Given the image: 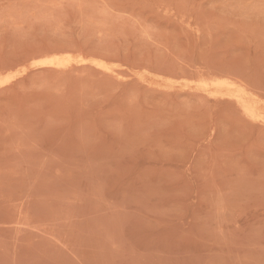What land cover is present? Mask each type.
<instances>
[{
  "label": "rangeland",
  "instance_id": "1",
  "mask_svg": "<svg viewBox=\"0 0 264 264\" xmlns=\"http://www.w3.org/2000/svg\"><path fill=\"white\" fill-rule=\"evenodd\" d=\"M241 89L264 0H0V264H264Z\"/></svg>",
  "mask_w": 264,
  "mask_h": 264
},
{
  "label": "bare ground",
  "instance_id": "2",
  "mask_svg": "<svg viewBox=\"0 0 264 264\" xmlns=\"http://www.w3.org/2000/svg\"><path fill=\"white\" fill-rule=\"evenodd\" d=\"M52 62V61H51ZM56 66V65H55ZM215 82V83H214ZM213 83H212V85L214 86V88H210L209 90H211L210 92H211V94L212 95H218V94H220V92H219V88L220 87H218V86H216V85H218L217 83H216V81H214ZM218 82V81H217ZM230 83V82H229ZM199 84V83H198ZM202 84V83H201ZM227 84H228V82H227ZM202 85H205V84H202ZM220 85V84H219ZM229 85V84H228ZM227 85V86H228ZM207 86V85H206ZM221 86H222V84H221ZM224 86V85H223ZM230 87H232V85L230 84ZM234 87H236L235 85H234ZM222 95H229V96H232L235 100H236V102H237V104L239 105V107H242L243 109V111H244V114L246 115V116H248L249 118H252L253 120L254 119H259L260 120V118H262V119H264V117H262L261 115H259V111H258V109L253 105V104H251V103H248L247 102V98H246V96H247V92L244 90V89H241V90H238L237 91V94H234V95H232V94H230V93H221ZM256 96V95H255Z\"/></svg>",
  "mask_w": 264,
  "mask_h": 264
}]
</instances>
